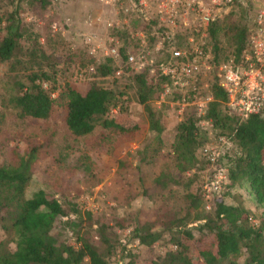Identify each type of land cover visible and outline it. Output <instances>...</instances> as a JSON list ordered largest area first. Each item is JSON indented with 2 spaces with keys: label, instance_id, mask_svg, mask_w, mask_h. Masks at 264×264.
I'll use <instances>...</instances> for the list:
<instances>
[{
  "label": "rangeland",
  "instance_id": "1",
  "mask_svg": "<svg viewBox=\"0 0 264 264\" xmlns=\"http://www.w3.org/2000/svg\"><path fill=\"white\" fill-rule=\"evenodd\" d=\"M10 2L0 0V12L8 10ZM247 3L235 0L230 5L221 4V17L230 13L232 21L247 16L251 18L257 2H251L253 9ZM20 5L22 29L36 33L44 56L55 64L53 67L59 81L67 82L74 89H85L90 83H96L103 86L114 84L117 90H121L125 83L129 84V76L134 71L148 68L149 73L160 72L159 65L154 64L155 58L164 59L169 52L168 48L163 49L167 53L163 56L154 45L147 48L141 46V50L135 52L136 63L118 62L114 58L119 75L102 76L95 68L108 56L102 53L101 47L90 54L83 38L84 35H92L99 45H110L107 37L111 36L112 26L106 23L115 26L114 21L123 17L122 10L117 8L119 14H115L111 7L101 6L97 0H47L44 6L37 0H20ZM242 9L248 12L247 16ZM134 27L141 31L144 38L142 45H147L159 32L153 25L135 24ZM217 42L221 46V57L228 50L221 33ZM206 45L205 50L211 57L212 44L207 40ZM141 54L144 61L140 64L138 58ZM20 58L25 59L26 56ZM6 66V63L0 62V164H15L19 156H25L31 147H37L27 190L40 189L48 198L61 204L65 214L58 217L54 226L53 233L57 238L74 247L84 239L102 252L103 245L97 235V229L102 224L111 240L112 247L106 254L110 264H152L158 256L173 250L175 245L170 236L174 232L165 226L174 217L187 213L185 195L200 194L216 169L225 171L226 156L235 150L231 141L203 118L211 100V70H202L193 76L162 85L161 90L150 96L145 105L135 102L132 89L127 88V93L122 95L127 99L123 103L125 110L121 119L134 121L139 127L138 133L128 138L100 126L86 135L72 136L65 127L61 104L54 105L44 119L17 116L5 101L8 96V91L3 88ZM113 79L116 82H112ZM224 107L225 104H220V108ZM147 109L154 113L162 127L158 150H155L154 133L148 127ZM189 111L194 113L204 139L195 149V166L188 171L177 172L173 167L170 145L176 124ZM115 112L112 108L108 116ZM117 118L119 120V116ZM206 148L216 152L213 161L205 153ZM84 166L88 169H82ZM161 171L177 182L166 185L155 183L154 179ZM219 200L228 203L241 201L253 214L251 223L256 222L254 215L257 210L243 188L236 185L228 187L227 180H223L219 190L212 192L206 201L202 197L197 209H189L190 214L186 217L185 226L190 229L192 238H180V251L190 258H197V262L200 261L199 252L213 251L214 245L212 234H199L194 229L202 220L192 218L195 212L210 214L212 206ZM70 221L74 224L71 225ZM141 226L159 232V239L148 246L139 244L134 229ZM8 245L12 248V244ZM243 258L244 254H241L237 260L241 262ZM83 264H89L87 258H84Z\"/></svg>",
  "mask_w": 264,
  "mask_h": 264
},
{
  "label": "trees",
  "instance_id": "2",
  "mask_svg": "<svg viewBox=\"0 0 264 264\" xmlns=\"http://www.w3.org/2000/svg\"><path fill=\"white\" fill-rule=\"evenodd\" d=\"M10 1L9 9L0 12V62L7 64L3 80V88L8 91L5 101L17 116L44 119L54 105L61 104L64 107L65 127L72 136L86 135L100 126L113 129L128 138L134 137L139 127L134 121L121 119L125 110L123 103L127 99L122 98V95L127 93V88H131V98L145 105L150 96L172 79L159 71L149 73L146 68L134 71L129 76V84L125 83L121 90H117L114 84L103 86L96 83H90L85 89H74L67 82L59 81L53 67L55 64L44 56L36 33L22 29L20 0ZM37 1L42 6L47 3V0ZM232 1L235 0H231L229 5ZM245 1L253 9L251 2ZM242 11L245 15L248 13L246 10ZM230 16L229 13L216 17L207 29V40L212 44V56L209 59L212 82L209 86L211 100L203 118L234 145L235 150L226 156V180L228 187H242L252 200L257 210L254 215L256 222L251 223L253 214H250L241 201L228 203L219 200L214 205L212 203L210 214L200 215L195 212L192 219H201L202 222H198L194 229L199 234H212L214 245L213 251L201 250L200 261L197 262V258H190L180 251V238H192L190 229L185 226L190 214L188 211L191 208L196 210L202 200L201 193H187V213L182 217H174L165 226L167 230L174 232L170 240L175 248L158 256L157 261L152 264H264V110L241 118L227 106L220 108V104L226 102V95L217 85L215 75L219 62L230 57L237 60L249 49L248 37L253 28L254 14L251 18L246 15L245 18L233 21ZM134 26L135 23L132 22L128 27L111 28V36L116 38L118 62L128 63V54L135 55L137 50H141V46H152L153 39L147 45H142L144 43L135 35ZM219 33L226 39L228 48L223 57L219 56ZM110 45H114V42H110ZM159 51L166 56L163 49ZM21 56L26 58L21 59ZM162 59L155 58L154 64L158 65ZM114 62L108 56L97 65L95 71L102 76L114 77V73L119 75ZM112 82L116 80L113 79ZM112 108L116 110V115L109 117ZM147 117L148 127L156 140L155 150H158L162 127L150 109H147ZM203 135L196 125L194 113H184L175 126L170 145L173 167L177 172L188 171L195 166L194 152L203 142ZM36 152L37 147L33 146L25 156H19L15 164H0V264H83L84 258H87L89 264H110L106 254L112 247L111 240L102 224L97 229L98 240L103 245L102 252L87 240L82 239L74 247L65 240L58 239L53 233L58 217L65 214L61 204L56 199L48 198L40 189L31 192L27 190ZM82 169L88 167L84 166ZM154 180L160 185L177 182L163 171ZM70 224L74 223L70 221ZM134 236L139 244L148 246L159 239L160 233L141 226L134 229ZM8 244H12V248ZM241 254H244V258L240 262L237 258Z\"/></svg>",
  "mask_w": 264,
  "mask_h": 264
},
{
  "label": "built area",
  "instance_id": "3",
  "mask_svg": "<svg viewBox=\"0 0 264 264\" xmlns=\"http://www.w3.org/2000/svg\"><path fill=\"white\" fill-rule=\"evenodd\" d=\"M97 1L103 7H111L115 14H119L117 8L122 10L123 17L116 20L117 22L114 21L115 26L106 23L107 26H112L111 28L128 27L132 22L156 27L159 32L153 36L152 46L157 50L169 49L168 55L158 63L160 73L177 82L181 77L193 76L212 68L209 52L205 50L207 29L216 17L221 16L219 6L228 5L231 0ZM250 1H256L257 5L253 28L248 37L249 49L237 60L230 57L219 62L215 69L217 85L226 95V106L237 112L241 118L264 110V0ZM125 14L129 15L124 16ZM135 30V35L144 43L141 31L137 28ZM107 38L109 42H114V45H99L92 35H84L83 40L90 54H94L96 49L101 47L104 55L114 59L117 53L116 38ZM143 57V54L139 56L138 63L144 61L141 60ZM135 59V55H127V62L136 63ZM204 151L211 161L217 155L212 148H206ZM225 179V171L216 169L212 178L202 187L203 199L206 201L212 192H217ZM205 206L208 208V203Z\"/></svg>",
  "mask_w": 264,
  "mask_h": 264
}]
</instances>
